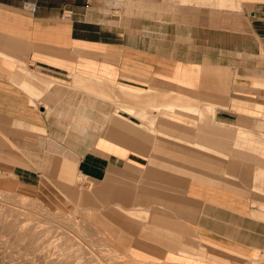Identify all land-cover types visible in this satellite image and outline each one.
Here are the masks:
<instances>
[{
	"label": "crops",
	"instance_id": "0c3cea01",
	"mask_svg": "<svg viewBox=\"0 0 264 264\" xmlns=\"http://www.w3.org/2000/svg\"><path fill=\"white\" fill-rule=\"evenodd\" d=\"M177 1L241 20L169 50L93 0H0V192L55 181L137 263L264 264V0Z\"/></svg>",
	"mask_w": 264,
	"mask_h": 264
},
{
	"label": "rangeland",
	"instance_id": "374dc122",
	"mask_svg": "<svg viewBox=\"0 0 264 264\" xmlns=\"http://www.w3.org/2000/svg\"><path fill=\"white\" fill-rule=\"evenodd\" d=\"M94 1L95 3L97 2L99 6L108 8L110 10L109 13L112 14L115 20H117L116 22H118L120 26L125 29L133 27L139 28L141 26L140 24L143 23L167 24V30L169 35H171L170 38L172 39V42L169 41L168 44L169 50L173 45H175L174 35L179 34L186 35L184 37L185 47L187 46L191 48L192 44L199 43V45H201V49L206 50L208 46L213 45L214 41L211 37L214 38L215 35L217 36L218 34H222L221 30H223L226 24L239 23L241 20L240 14L233 15L234 13L230 12V10L216 9L215 11L209 12L208 9L202 10L198 8H190L189 10L175 11L176 7L174 4L178 3L177 0H146L148 1L147 3L138 2L137 0H117V2H113V0H93V2ZM164 2L167 3L168 7H163L162 4ZM192 31L197 33L200 38L193 40L191 38ZM217 42L219 45H222L221 41ZM47 177V182H51L54 178V174H49ZM54 184L57 187L59 186V184L55 183V181ZM54 184L47 183L43 185L42 191H36L34 189H19V187H17L18 184L9 182L5 185V188L9 191L0 192V202L1 200H4L9 209H14L27 215L30 211H32V215L35 218L42 220L43 218H46L48 214H51L53 218H55V226L57 227L56 231H52L56 232L55 234L58 235L74 234L73 232L75 231L71 230L69 224L67 223L70 219L75 222L76 226L78 225L80 228L83 226L82 230L84 231L79 233L81 238L80 241L82 243L83 241L89 242V240L97 241V244L95 245L96 247H93V245L92 247H84L85 251H87L90 256L96 258L97 264H140L139 262H134L127 254L121 252V250H118V248L114 246L113 242H111V240L105 236L101 230H98L90 222L89 216L85 211H83L85 213L84 214L81 210L76 209L78 201L75 204L74 198L63 190L55 188ZM92 184H89V181L86 182V180L83 179V181L76 182L74 186L79 190L81 189L83 191H87L91 189ZM35 205L37 207H35ZM86 215L88 217L87 219L89 221V225L88 223L85 224L83 221L82 216L86 218ZM66 218L68 220H66ZM64 220H66V222ZM85 225L88 226L86 227ZM100 238L105 239L106 242H101ZM104 244L106 246H103ZM3 250L6 249L0 248V264H9L10 261L6 260L5 257L2 256V252H4ZM45 250L48 249L45 248ZM25 255L26 254L24 252L18 251L17 254L12 257L13 259L10 264H55L52 260L54 256L50 252L46 257L40 252L39 254L33 255L27 254V258H24L26 257ZM29 255L30 259L28 258Z\"/></svg>",
	"mask_w": 264,
	"mask_h": 264
},
{
	"label": "bare ground",
	"instance_id": "6f19581e",
	"mask_svg": "<svg viewBox=\"0 0 264 264\" xmlns=\"http://www.w3.org/2000/svg\"><path fill=\"white\" fill-rule=\"evenodd\" d=\"M35 207L37 206L35 205ZM32 214V211H30L27 215L24 213H20L14 209H9L6 206V202H4V200H1L0 248L6 249L3 250L4 252L1 251L2 256L5 257L6 260L12 262V257H14V255L17 254L18 251H22L26 255L39 254L40 252L45 257L50 252L54 256L52 260L55 264H97L96 258L90 256L84 248L87 246L92 247V245L94 247L97 244V241L89 240V242L83 241V243L80 241L81 238L79 233L84 231L82 230L83 226L82 228H80L78 225H75V222L72 219L68 220L66 218V220L69 221L67 223L69 224L70 229L77 232L78 234L73 232L74 234L72 235H58L55 234L56 232H54L57 230V227L55 226V218H53L51 214H48V216L46 218H43V220L35 218ZM82 217L84 223L87 224V219L84 216ZM66 220L64 221L66 222ZM72 221L74 222V224ZM100 240L101 242H106L103 238H100ZM103 246L106 245L104 244ZM45 248H47L48 250H45ZM27 256L24 258H27ZM28 258L30 259V255Z\"/></svg>",
	"mask_w": 264,
	"mask_h": 264
},
{
	"label": "built area",
	"instance_id": "2783aa9c",
	"mask_svg": "<svg viewBox=\"0 0 264 264\" xmlns=\"http://www.w3.org/2000/svg\"><path fill=\"white\" fill-rule=\"evenodd\" d=\"M86 3H87L86 5H88V0ZM23 7L26 8L30 13H35L36 8H37V6L34 2H25L23 4ZM69 15H70V12H68V16Z\"/></svg>",
	"mask_w": 264,
	"mask_h": 264
}]
</instances>
